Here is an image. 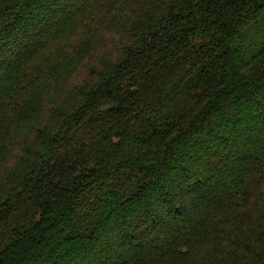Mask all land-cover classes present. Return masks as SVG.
<instances>
[{
	"label": "trees",
	"instance_id": "16d2710c",
	"mask_svg": "<svg viewBox=\"0 0 264 264\" xmlns=\"http://www.w3.org/2000/svg\"><path fill=\"white\" fill-rule=\"evenodd\" d=\"M0 264H264V0H0Z\"/></svg>",
	"mask_w": 264,
	"mask_h": 264
}]
</instances>
